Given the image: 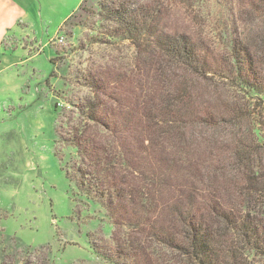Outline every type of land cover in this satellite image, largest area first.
<instances>
[{
	"label": "trees",
	"instance_id": "obj_1",
	"mask_svg": "<svg viewBox=\"0 0 264 264\" xmlns=\"http://www.w3.org/2000/svg\"><path fill=\"white\" fill-rule=\"evenodd\" d=\"M228 2L233 27L264 20V0ZM169 4H105L109 36L132 42L145 72L139 81L95 79L93 100L75 104L67 123L57 113L59 138L76 151L66 177L114 228L91 248L108 264H264V153L252 127L219 132L255 121L264 106V34L251 40L228 22L218 52L205 35L170 32ZM219 80L235 100L210 109L201 88Z\"/></svg>",
	"mask_w": 264,
	"mask_h": 264
},
{
	"label": "rangeland",
	"instance_id": "obj_2",
	"mask_svg": "<svg viewBox=\"0 0 264 264\" xmlns=\"http://www.w3.org/2000/svg\"><path fill=\"white\" fill-rule=\"evenodd\" d=\"M194 1L191 9L186 0H171L170 32L205 35L222 53L218 39L223 43L225 36L218 34L228 22L230 31L251 40L264 34L263 18L233 27L229 0ZM112 2L83 0L62 25L49 28L71 10L73 1L64 0L44 29L36 24L5 45L15 56L0 57V264H108L96 256L91 238L110 240L114 228L104 209L66 177L63 167L76 151L59 138L56 118L60 113L67 123L75 104L93 100L95 79L130 75L139 81L145 72L135 45L109 36L113 23L103 6ZM210 84L201 88L210 99L200 100L203 105L218 110L227 97L235 100L228 83ZM253 111L255 121L221 126L219 132L225 138L252 127L264 153V106ZM224 195L232 204L230 188Z\"/></svg>",
	"mask_w": 264,
	"mask_h": 264
},
{
	"label": "crops",
	"instance_id": "obj_3",
	"mask_svg": "<svg viewBox=\"0 0 264 264\" xmlns=\"http://www.w3.org/2000/svg\"><path fill=\"white\" fill-rule=\"evenodd\" d=\"M72 1L74 4L66 16L49 28L55 29L62 25L83 2V0ZM62 3L64 5V0H0V57L15 56L10 55L9 50L6 49L7 42L13 40L12 44H14L15 37L24 34L27 28L35 29L32 27L36 24L41 27V30L44 29L48 23L47 18L57 14Z\"/></svg>",
	"mask_w": 264,
	"mask_h": 264
}]
</instances>
